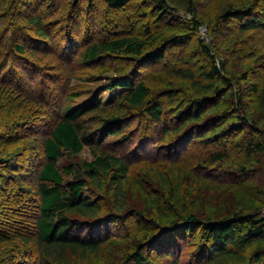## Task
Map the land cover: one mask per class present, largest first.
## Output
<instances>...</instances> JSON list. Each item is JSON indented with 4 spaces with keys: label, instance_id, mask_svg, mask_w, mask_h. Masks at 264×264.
I'll use <instances>...</instances> for the list:
<instances>
[{
    "label": "trees",
    "instance_id": "16d2710c",
    "mask_svg": "<svg viewBox=\"0 0 264 264\" xmlns=\"http://www.w3.org/2000/svg\"><path fill=\"white\" fill-rule=\"evenodd\" d=\"M66 1L0 0V85L12 86L18 94L24 91L23 93L32 97L33 100L36 99L43 106V109L39 110L30 109V113L26 115L29 117L26 122L28 126L21 125L20 127L29 130V134H24L23 137L39 136L40 134H37L39 128L46 130L41 135L44 153L36 173L40 200L38 207L34 208L35 215L32 220L36 221L35 225L31 223L25 225L24 221L17 219L20 214H26V218L32 217L31 212L28 211L31 208L24 210L27 204L20 202L16 206L17 210L8 207L1 215L0 241L17 238L28 247L30 245L29 249L33 251L31 245L35 240L38 251L33 254V264H79L77 262L79 255L99 254L102 245L115 235L113 222H117L118 219L105 217L103 204L98 199V190L102 191L105 187L104 178L113 188V209L116 213L123 215L124 212H129V217L137 216L147 219V211L134 212L136 209L128 205L125 181L135 165L147 160H155L157 157H140L135 160L129 155L131 149L126 148L127 151L121 155L115 153V150L108 152L100 148L102 146H95L96 144L102 145L109 137L122 134L124 130L120 124L146 117L145 121H148V124L162 125L165 128V134L174 132L180 135L174 141L176 144H173V147L186 146L183 151H188L193 141H200L203 145L214 142L220 146L219 143L226 141L228 134L233 130L247 129L251 131V137L246 140L247 159L250 160L258 152L264 153V131L261 133V138L253 136L259 130L244 114L242 100L237 92H233V98H231L232 112L225 110V115H221L220 118L218 116L216 119L212 116L214 111L224 106L220 98L228 93L219 88L220 83L231 85L230 80L225 79L222 82V73L226 72V68L224 63L220 64L217 60L219 58L215 56L218 51L214 42L209 45L203 39L198 38L199 49L209 60L208 66L202 68V75L206 82L199 79L191 68L177 72V76H181L188 83L187 89H180V91L188 90L185 92L188 95L186 94L187 99H184L186 101H181L177 110L176 116L180 123L174 128L166 123L164 103L161 99L153 98L152 89L145 79L137 80L136 72H133L136 71L135 69L130 73L115 75L96 90L89 91L78 90L71 85L75 75V77H67L57 71L50 73L45 71L47 67L40 68L34 62L29 61H25V64H28L25 66L30 67L29 70L21 65H14L10 59L11 53H5L6 48L16 51L19 56L26 54L29 50L45 52L47 55H53L57 60L60 59L61 68H69L75 73L79 64L74 63L80 60L88 65L99 63L101 75L106 74L109 70L104 63L105 58L120 54L134 57L139 62L137 66L139 69L142 64L154 65L164 62L173 45L190 40V35L186 32L182 35L170 34L158 38L161 33L154 32L147 22L142 23V20L151 17L153 12L151 19L157 24L164 22L171 14V10L175 9L191 16V29L198 31V34L200 27L204 24L212 28L210 21L199 16V0H151L155 7L152 12L138 10L132 13L124 12V14L121 12L133 5L135 0H103L106 5V11L101 13L105 20L103 25L108 34L113 35L108 39L100 40H93L89 37L80 53L78 42L82 39L78 41V38L67 35L62 44L64 47L58 45L60 49H57L54 34L66 31L69 27L68 25L64 28L62 21L66 14L63 13L61 7ZM262 3V6L255 4L229 6L222 15L219 25H232L233 23L236 25L237 22L238 34L264 31V0ZM24 8H30L32 11L23 12ZM84 8L90 11V18L93 21L99 17L100 13L95 7L94 0H71L69 11L75 9L74 14L76 13L79 19L84 17ZM58 11L60 15L49 21L50 17ZM97 11L98 14L95 16ZM112 12H117L119 15L116 16L115 13L113 15ZM20 20H25L26 28L33 30L39 37L37 40L26 38L27 32L22 35L18 31L12 34L11 28L17 25L15 22H18L20 28L23 27L19 23ZM116 23L125 26V30L118 32L113 30L111 26ZM19 26L18 29H20ZM10 39H12L11 45H9ZM31 42L39 46L34 47L35 44ZM155 42L157 44H154ZM182 59L185 60L181 57L179 60ZM19 67L26 72L24 70L18 72V78H13V75H17ZM173 71L175 68L172 69ZM39 75H41L40 81H36L35 77ZM101 75L95 80L102 81ZM32 85H35V88ZM1 91L4 90L0 88V95ZM253 91L259 93L260 90L255 85ZM105 93H108V96L103 100ZM174 94L175 90L172 88L165 91V95L169 97H173ZM83 97H85L84 100L74 103L75 99ZM259 98L258 109L264 112V87L260 91ZM54 103L56 105L61 103L59 111L52 108ZM10 110L12 111L11 117L15 119L19 115L16 106H11ZM44 113L47 117L43 116ZM99 115L103 116L100 120L95 118ZM207 115L210 118L205 120L206 124L200 126L201 128H192L193 130L181 134L187 124L201 122ZM226 120H230L228 126L220 129V122ZM212 124H214L213 127ZM14 125L16 128L19 127L16 123ZM219 129L220 131L216 133ZM210 133L217 135V138H207ZM146 135L142 136L143 143ZM17 136L12 135L8 139L18 141ZM225 145L227 142H224L222 146ZM85 146L92 148L94 159L82 162L84 175L76 172L74 162L62 165L61 161L65 157L71 158L80 154ZM141 147L138 146L137 150ZM166 148H158L155 155L163 154L165 151L167 153ZM177 157L181 159L182 154L179 153ZM228 158L226 152L216 151L206 159L201 158L195 168L201 171H211L216 167L225 169V162ZM6 162L7 159H0V167H6ZM236 169V173L244 179L250 177L248 166L239 164ZM90 185L95 187L96 192H89L92 190L89 188ZM176 185L178 187H171L167 193L173 198L172 203H168L171 213L165 214L169 221L167 225L161 226L157 220L151 219L154 230H147V228L140 230L138 226L137 230L139 229L140 233L134 236L128 251L118 261L119 264H154L152 258L154 253H158L159 257L170 259L173 264H181L182 251L185 247H190L191 251H187L186 256L191 255L196 264H264L262 205H256L252 209H226L221 214L207 213L184 204L180 194L182 183L178 181ZM165 201L168 202L167 199ZM34 236L36 239L33 238Z\"/></svg>",
    "mask_w": 264,
    "mask_h": 264
},
{
    "label": "rangeland",
    "instance_id": "374dc122",
    "mask_svg": "<svg viewBox=\"0 0 264 264\" xmlns=\"http://www.w3.org/2000/svg\"><path fill=\"white\" fill-rule=\"evenodd\" d=\"M94 2L95 7H97L100 13L95 21L90 18V11L88 9L86 10V8L83 10L84 17L78 19V16L75 15L76 13L74 14L75 9L69 11L71 0H67L65 5H62L61 10L66 14L65 19H62L64 28L68 27V25L69 27L66 30L68 33L63 31L54 34L56 35L54 37L57 43V49H60L58 45L62 46L67 35L68 37L78 38V41L82 39L79 42L77 41L79 43V53L82 51V46L88 42L87 39L89 37L93 38V40H100L108 39L113 35L112 33L108 34L107 30H105L106 27L103 25V21L105 20H103L104 16L101 13L106 11L104 1L94 0ZM83 4L85 5V3ZM247 4L263 5L262 0H199V16H202L212 24V28L205 24L202 25L199 29V34L198 31L191 29L190 15L174 9L171 10V14L166 17L164 22L157 24L151 19L153 12L151 17L145 18L142 20V23L147 22L148 26H151L154 32L161 33L158 35V38H161V36L166 37L170 34L182 35L186 32L190 35V40L185 43L173 45L171 50L168 51L164 62L154 65L142 64L139 69H137L139 62L134 57H128L122 54L119 56L111 55L105 58L104 63L109 72L101 75L100 67H98L99 63L88 65L83 64L80 60L76 61L74 64L79 65H77L75 73L74 71H70L69 68H61L59 64L61 60L59 58L57 60L53 55H47L45 52L39 50H29L26 54L20 55L23 56L22 58L16 51H11L12 49L10 50L9 48H6L5 53H11L12 56L10 55V59L14 65H21L28 70L30 67L25 66L28 65L25 64V61L34 62L40 68L47 67L45 71H49L50 73L57 71L58 73L67 75V77L75 75L76 77L74 76L75 78L71 85L78 90L86 89L94 91L109 78L118 74L130 73L135 69L136 71L133 72H136L137 80L145 79L152 89L153 98L161 99V102L164 103L166 123L171 128H174L179 126L180 122L176 116L177 110L182 103L181 101H186L184 100L185 98L187 99V93L185 92H188V90L180 91V89H187L188 83L181 76H177V72L191 68L196 72L199 79L206 82V79L202 75V68L208 66L209 60L201 53L198 42L200 38L209 45L214 42V46L218 51L215 56L219 58L217 60H219L220 64L224 63L226 68V72L222 73V82L227 79L230 80L231 85L220 83L219 88H222L224 92L228 93L220 98L224 106L214 111L212 116L216 119L218 116L220 118L222 117L221 115H225V110H228L229 113L232 112L231 98H233V92H237L242 100L244 114L247 115L253 126L259 130L253 136L261 138V133L264 131V112L258 109V106L259 94L264 87V31H249L244 34H238L237 22L236 25H233L234 23L232 25H219L222 15L228 10L229 6L239 7ZM154 8L151 0H135L134 4L122 11L121 14H124V12L132 13L138 10L152 12ZM22 10L23 12L26 10L32 11L30 8H24ZM114 13L116 16L119 15L117 12H112L111 14L114 15ZM73 14L74 17L71 20ZM96 14H98V11L95 12V16ZM58 15H60L59 11L50 17L49 21L53 20V18L55 19ZM19 23L23 26L22 28H26L25 20H20ZM16 24L18 25V22H15ZM116 24L111 26L113 30L117 32L125 30V26ZM17 25L11 28L12 34L17 31L20 35L27 32L26 38H36L35 40L39 38L33 30L29 28L23 30L19 25L20 29H18ZM202 28H205V30L203 31ZM11 41L12 39L9 40V45L12 44ZM157 42L154 44H157ZM32 44H35L34 47L39 46L36 43ZM154 44L152 45L156 46ZM56 51L58 53L60 52L58 50ZM180 57L185 58V60H179ZM174 68L175 71L172 72ZM23 70L19 67L17 75H13V78L17 79L18 72H23ZM24 72L26 71L24 70ZM99 75L102 76V81L95 80ZM40 76H36L35 80L40 81ZM255 85L258 86L259 93L253 91V86ZM32 86L35 88V85ZM0 88L4 90L1 91L0 95V159H7L6 167H0V220L2 213L8 207L17 210L16 206L21 202L27 204L26 209H24L25 211L28 208L32 209L28 210L31 212L30 216L32 217H29V219L26 218V214H20L17 216V219L19 218L22 222L24 221L23 223L25 225L29 223L35 225L36 221L32 220V218L35 215L34 208L35 206L38 207L40 200L37 192L38 182L36 180V173L37 166H40L44 153L42 149L43 137L41 135L46 130L39 128L37 133L40 134L39 136L30 135L23 137V135L29 134V130H25L24 127L28 126L26 122L29 119L27 116L31 111L30 109L37 108L39 110L43 109V106L36 99L33 100L32 97L23 93L24 91L18 94L9 85L7 87L0 85ZM171 88L175 90L173 97L165 95V91ZM35 96H37L36 93ZM107 96L108 93H105L103 100ZM84 98L75 99L74 103L81 102ZM13 105L16 106L19 113L15 119L11 117L12 111L10 109ZM59 107H61V103L58 105L54 103L52 105V108L56 111H59ZM45 114L43 116L47 117ZM102 117L99 115L95 118L100 120ZM207 118H210L209 115L205 116V119L201 122L187 124L181 134L193 130L192 128H201L200 126L206 124L205 120ZM145 120L146 117H141L139 120H131L125 124H120L124 130L122 134L116 137H109L102 145L96 144L95 146H102L100 148H104L108 152L115 150V153L121 155L127 149H131V151L129 150V155L133 156L132 159L135 160L140 157H157L156 159L152 158L155 160H147L135 165L128 179L125 181V189L129 200L128 205L136 209L134 212L147 211V219H141L137 216L129 217V212H124L123 215L116 213L113 209V188H111L108 180L104 178L105 187L102 191L98 190V199L103 204V214H105V217L108 216L111 219H118L117 222H113V233L115 235L102 245L99 254L89 253L86 256L79 255L77 258L79 264H119L118 261L128 251L134 236L139 235L140 231L139 229L137 230L138 226L140 230L142 228L154 230L152 222H150L151 219L157 220L161 226L167 225L169 221L165 214L171 213L168 203H172L173 201L172 195L169 196L167 193L171 187H178L176 185L178 181H180V184L182 183L180 192L182 202L190 208L196 207L198 210L206 211L207 213L221 214L226 209H252L256 205H262L264 211V153L258 152L250 160L247 159L248 157L246 155L248 150L246 140L251 137V131L249 132L247 129L241 128L233 130L228 134L226 141L219 143L220 146H217L214 142L203 145L200 141H193L189 146V150L183 151L186 146L173 147V144H176L174 141L180 135L174 132L165 134V128L162 125H151ZM229 122L230 120L220 122L219 128H225ZM15 123L19 127L16 128ZM147 124L148 126H146ZM21 125L25 126L20 127ZM211 126L213 127L214 124ZM12 135L17 136L18 141H9L8 138ZM144 135L146 137L143 138L145 140L143 143L142 136ZM123 136L127 137L124 138ZM128 136L131 138H128ZM209 137L217 138V135L210 133L207 138ZM224 142H227V145L222 146ZM138 146L142 147L137 150ZM158 148H166L168 151L167 153L165 151L163 154L155 155ZM216 151H223L228 154L229 158L225 162V169L216 167L211 171H201L195 168L201 158L206 159ZM178 152L182 154L181 159L177 157L179 156ZM74 157H65L61 161L62 165L74 162L76 172L84 175L82 162L94 159L92 148L85 146L84 150ZM239 164L248 166L249 178L244 179L236 173V166ZM89 188H92L89 192H96L95 187H91L90 185ZM33 238L36 239L35 236ZM29 248L30 245L28 247L17 238H13L10 241H0V264H33V254L38 251L35 240H33L31 245L33 251ZM189 250L191 251L190 247H185L182 251L181 264H196L192 260L191 255L186 256ZM157 254L154 253V256H152L154 264H173L170 259L159 257Z\"/></svg>",
    "mask_w": 264,
    "mask_h": 264
},
{
    "label": "built area",
    "instance_id": "2783aa9c",
    "mask_svg": "<svg viewBox=\"0 0 264 264\" xmlns=\"http://www.w3.org/2000/svg\"><path fill=\"white\" fill-rule=\"evenodd\" d=\"M203 29V31L205 30V28H202Z\"/></svg>",
    "mask_w": 264,
    "mask_h": 264
},
{
    "label": "bare ground",
    "instance_id": "6f19581e",
    "mask_svg": "<svg viewBox=\"0 0 264 264\" xmlns=\"http://www.w3.org/2000/svg\"><path fill=\"white\" fill-rule=\"evenodd\" d=\"M124 88V87H123ZM122 89V88H121ZM119 91V90H118Z\"/></svg>",
    "mask_w": 264,
    "mask_h": 264
}]
</instances>
